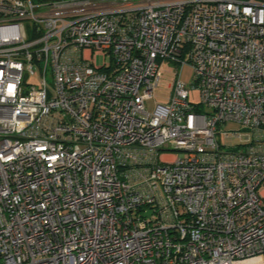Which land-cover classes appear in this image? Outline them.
<instances>
[{"label":"built area","instance_id":"2783aa9c","mask_svg":"<svg viewBox=\"0 0 264 264\" xmlns=\"http://www.w3.org/2000/svg\"><path fill=\"white\" fill-rule=\"evenodd\" d=\"M0 264H264V0H0Z\"/></svg>","mask_w":264,"mask_h":264},{"label":"rangeland","instance_id":"374dc122","mask_svg":"<svg viewBox=\"0 0 264 264\" xmlns=\"http://www.w3.org/2000/svg\"><path fill=\"white\" fill-rule=\"evenodd\" d=\"M96 64L101 65L102 64V58L97 57ZM174 67L171 64L163 63L161 65V70L163 72V76L161 78L160 84L153 92V96L150 101L146 102V107L148 109H152L156 104H165L167 100L169 99L171 95V86L173 83L171 71ZM181 82L187 87L189 90V101L193 104L199 103V91L197 88L192 86V70L188 66H184L181 68ZM228 129H236L237 127L232 124H227ZM232 144H236L237 141L232 140Z\"/></svg>","mask_w":264,"mask_h":264},{"label":"trees","instance_id":"16d2710c","mask_svg":"<svg viewBox=\"0 0 264 264\" xmlns=\"http://www.w3.org/2000/svg\"><path fill=\"white\" fill-rule=\"evenodd\" d=\"M39 1H47V0H39Z\"/></svg>","mask_w":264,"mask_h":264}]
</instances>
